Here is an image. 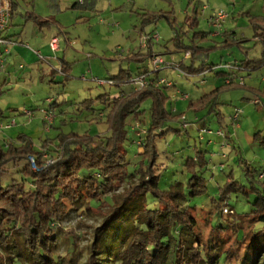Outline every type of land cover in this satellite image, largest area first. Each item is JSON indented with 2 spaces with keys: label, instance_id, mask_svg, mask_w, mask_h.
Segmentation results:
<instances>
[{
  "label": "trees",
  "instance_id": "trees-1",
  "mask_svg": "<svg viewBox=\"0 0 264 264\" xmlns=\"http://www.w3.org/2000/svg\"><path fill=\"white\" fill-rule=\"evenodd\" d=\"M9 1L13 7V0ZM147 16L144 15V25L147 21L156 22L160 17ZM250 18L256 38H262L263 56H247L234 62H216L211 52L219 45L228 49L232 46L242 48L240 45L244 39L230 34L219 42L208 38L205 32H197L187 40L186 34H180L179 29L172 25L177 30L173 39L174 48L177 53L183 54L179 61L182 72L177 70L179 74L186 78L203 75L199 83L203 85L208 83L207 74L213 73L212 79L216 85L200 97H192L191 92L183 90L173 80L172 86L159 83L162 79L156 76L159 71L134 73L131 68L121 69L108 79L123 89L119 96L100 95L99 100L104 104L102 109L85 103L91 110V120H104L107 133L94 136L90 132L61 131L54 138H41L40 150L32 138L24 135L12 138L8 145L0 143V264H64L63 256L58 252L54 226L85 201L90 208H94L95 204L99 208L110 207L103 224L95 231L86 264H229V250L224 249L222 235L230 229L229 226L237 229L236 222H230L228 227L212 226L209 235L204 237L201 221L193 215L189 205L190 198L203 194L208 188L204 176L209 163L207 152L197 150L196 157L188 158L185 162V171L189 175L187 185L175 182L169 189H163L156 172L160 158L158 139L170 133L181 134L182 128L187 132L191 123L196 124L203 133H213L206 120L214 117L220 125L226 121V115L219 107L223 93L250 90L253 99L263 101L264 88L250 87L246 76L241 74L242 71L251 70L250 66L258 69L264 65V29L258 28L262 25L258 16ZM153 46L149 43V53L154 52ZM186 53H189L188 57H185ZM61 71L68 77V69L64 65ZM135 75H145L150 84L141 89L130 84V78ZM127 81L129 88L124 89ZM172 91L177 97L175 100H172ZM5 92L3 85H0V98ZM181 100L187 102V108L195 114L193 122L188 120L185 112L179 113L174 107V102ZM148 102L150 121L145 117ZM168 104L171 105L170 109L166 106ZM58 106V100L54 98L50 109L55 110ZM64 114L61 110L60 115ZM57 117L50 126L45 122L49 129L54 128ZM230 118L233 124L232 114ZM131 126L138 137L132 142L140 148L134 157L136 162L128 157L125 148L126 143L131 141ZM218 131L219 143L222 146L224 143L230 145L232 135L227 136L220 130L224 133V136H220ZM263 132L258 133L260 138ZM262 139L264 143V137ZM210 143L213 141L210 140ZM30 156H34L39 171L32 168ZM225 157L227 155L224 154ZM49 158L54 162L48 164ZM21 162H25L22 173L25 178L32 179L33 188L27 191L23 183L14 182L3 187L2 172L9 165ZM84 170L92 173L84 176ZM228 177V184L221 189L216 201L221 217L235 213L228 199L232 192L242 190L233 174ZM260 177L263 179L264 175ZM262 185L264 187V182ZM255 206L253 212L256 216L252 221H243L241 230L252 227L253 221H261L264 227V193ZM123 216L128 217V231L111 234L109 227L112 222ZM256 234L251 241L262 240L248 257L258 260L263 253L264 259V228ZM237 239L240 242L239 237Z\"/></svg>",
  "mask_w": 264,
  "mask_h": 264
},
{
  "label": "rangeland",
  "instance_id": "rangeland-1",
  "mask_svg": "<svg viewBox=\"0 0 264 264\" xmlns=\"http://www.w3.org/2000/svg\"><path fill=\"white\" fill-rule=\"evenodd\" d=\"M77 1L80 0H21L25 9L33 14L44 16L58 14L59 19H63L65 22V24L63 23L65 33L60 34L62 35V48L57 52L55 60L44 64L48 70L52 67L51 65L55 66L57 71L54 74H46L44 80L41 81L40 72L37 69H29L31 76L29 72L26 74L27 69L19 74L27 75L23 80H20L16 72L6 76L0 71V85L5 81V78L8 79L5 86L6 92L0 98V106L4 107L10 104V107L14 109L13 114L21 116L20 114L25 113V110H34L35 117H39L40 111L37 109L50 108L48 98L52 97L58 100L59 106L52 110L58 118H56L53 129L46 128V131L43 132L41 136L44 139L54 138L61 131L81 134L90 132L94 136L107 133V125L104 120H91V110L85 103L89 102L95 109H102L104 104L99 100V96L102 94L114 96L121 89L108 83L104 86L99 85L93 81V77L107 80L117 75L121 68L128 69L132 65H134L131 68L132 71H137L136 63H129L127 59L123 58L131 49L140 48L143 43V35L140 37L139 31L143 15H153L154 13L170 15L169 19L164 15L158 18L157 23L148 24L145 27L146 33L144 34L159 33L162 43L172 41L175 37L176 30L172 25L179 29L187 22L188 16L193 17L192 8L189 9L190 15L187 14L188 0H172L173 4L170 0H112V2H110L111 0H102L98 6L90 8L82 4L78 5ZM205 2L209 5V10L204 13L199 7L198 14L201 32L216 33L218 31L211 22V18L223 9L231 17L225 22L222 30L227 27L228 30L235 31L239 37L248 39L241 51L242 58L248 55L250 58L263 56V41L260 37L256 38L249 14L264 15V0H205ZM193 15L195 16V14ZM184 28L187 27L184 26ZM32 49L34 50L33 47ZM223 54L224 61L234 62L233 55L230 56L232 49ZM58 57H65L73 64V68L68 74L69 77L61 71ZM142 65L150 72L155 70L152 57ZM158 73L163 76L172 75V79L191 92L194 98L200 97L216 85L212 79L213 73L207 74L208 83L203 85L199 84L200 80L204 78L203 75L186 78L175 69H170L169 72L163 69ZM241 74L246 76L247 81H252V77L263 78L264 65L254 71H242ZM84 75H86V79H83ZM246 94L253 97V94L248 90L241 89L221 95L222 104L219 107L226 115V121L220 125L214 117L208 118L206 122L213 133H203L193 123L190 124L186 132L182 125L178 124L177 126L182 128L181 134L170 133L164 138H159L160 158L156 172L160 176V185L163 189H169L170 185L175 182H183L187 185L189 175L185 171V162L188 158L196 157L197 150L206 151L209 163L204 170V176L207 179L208 188L203 194L192 197L189 201L193 215L201 221L204 237L209 235L212 226L228 227L230 222L235 221L237 229L229 226L230 229L222 235L225 242L224 249L229 250V264H264L263 253L260 254L258 260L248 257L250 253L253 254L256 247H259V240L262 239L251 241V238L257 236L256 232L264 228L263 223L253 221L252 227L247 226L242 230L240 228L244 226L243 221H252L256 216L253 212V209L256 208L255 203L264 193L262 185L264 178L260 177L264 175V143L262 142L264 135L261 138L258 136V133L264 130V103L256 105L253 99L251 104L245 100ZM145 106L146 110L148 109L145 117L150 121V102ZM166 106L171 108L170 104ZM235 107L244 110L239 127L233 125L230 118ZM176 109L179 113L185 112L189 121L195 120V114L187 108V102L180 101ZM61 110L65 113L64 115H60ZM218 130H222L227 136L232 135L233 141L225 148H222V145L217 141ZM39 136L34 138L38 146L41 140ZM129 136L131 141L126 143L125 148L128 151V157L136 162L134 157L140 148L132 142L138 139L132 126ZM210 140L214 143H210ZM224 154L227 157L224 158ZM222 164L225 165L224 168H222ZM24 165L25 162L9 165L6 171L1 174L2 186L7 187L14 182L23 183L27 191L32 189V179L25 178L22 173ZM91 173L89 170H84L82 175L86 176ZM229 174L234 175L235 182L242 186V190L232 192L228 199V203L235 213L221 217L216 201L220 197L221 189L228 184ZM94 206V208H90L86 201L84 204L80 203L70 211L64 220L54 226L57 234L58 252L63 256L64 264H86L89 247L95 239V231L103 224L105 216L110 211L108 205L101 206V208L96 204ZM127 218L123 216L118 221L112 222L109 227L110 233L117 234L122 230L127 232ZM238 237L240 242H238Z\"/></svg>",
  "mask_w": 264,
  "mask_h": 264
},
{
  "label": "crops",
  "instance_id": "crops-1",
  "mask_svg": "<svg viewBox=\"0 0 264 264\" xmlns=\"http://www.w3.org/2000/svg\"><path fill=\"white\" fill-rule=\"evenodd\" d=\"M100 1H102V0H86L85 3L82 5H84L87 8L88 7L89 8L95 7V6H98ZM113 1H119V0H113ZM170 1L172 3V0H170ZM8 2H9V4L11 3L9 0H8ZM110 2H112V0ZM13 3H14L13 7L10 4L11 10H12V8L14 10V14H13L12 19H11V25L8 28V30L2 34L3 37L7 38L9 41H12L13 44L11 45V53L8 56L6 55V68L1 69V67H0V71L2 72V74H6V76H9L12 72H16L17 75H19L22 71L25 72L28 69L26 74L29 72L30 73L29 75L31 76V72L29 71V69L35 68L40 72L39 78L41 79V81H43L46 74H51V73L54 74V72L57 71L55 66L51 65L52 67L50 68V70H48L45 68V65L47 64V62L51 63L53 60H55L56 59L55 57L57 56V52L60 51L62 48V40H61L62 35H60V34L65 33L64 29H63L65 22L63 21V19H59L58 14H46L45 16L39 15V14L38 15L33 14V12H30L27 9H25L23 4L21 3V0H13ZM76 3L78 5L81 4V0L77 1ZM27 7H29V6H27ZM199 7L202 8V11L204 13L209 10V5L206 4L205 0H188L187 14L190 15L189 9L192 8V13L195 14V16L192 14L193 17H191V16L187 17V20H186L187 22H185V24H183L184 26L187 27L186 29L184 28V26L179 28V33L180 34L181 33L186 34L187 40H189L194 35V33L201 32V30L199 29L200 20L198 18ZM205 7H206V9H205ZM196 12L198 14H196ZM160 14L156 15V13H154L153 15H148V16H150V17L152 16L151 18H153V16L163 17L164 15H166V14L162 15V13H160ZM263 14H264V12H263ZM250 16H253V15L249 14V17ZM254 16L255 17L258 16L261 19L259 21V24H262V25L258 26V28L263 27V29H264V15L257 14ZM230 17L231 16H229V18ZM143 18H144V15H143ZM143 18H142V26H141V29L139 30L140 31V37L144 34L143 32L146 33V28H145L146 25L152 24V23L153 24L157 23V21L156 22L147 21L146 24L144 25L145 21L143 20ZM167 18L169 19L170 15L167 16ZM233 19H236V18L233 17ZM251 24H252V22H251ZM26 32H27V34H26ZM202 32H205L206 34H208L209 35L208 38H211V39L214 38V40L219 41V42L225 40V38L227 36H230V34H234L237 39H244V41L240 45L242 48H239L237 46L230 47V49H232V54H230V56L233 55L234 61L245 59V58H242L241 51H243V49H244V46H243L244 43L246 41H248V39H246V37H239L235 31H231L230 29L228 30L227 27H224V29L219 34H215V32H211V31L210 32L202 31ZM176 35H177V33H176ZM176 35H174L175 36L174 38H176ZM54 37H57L59 39V50L57 52H53V50L50 47V41ZM65 39H66V37H65ZM173 42L174 41L172 40V41H169L166 43L165 42L162 43V39H160V41L158 43L154 44V46H153L154 52H152V53H149L150 52L149 49L148 48L146 49V47H144L143 44H141L140 48L134 47L133 50L131 49L130 52H128V54L126 55V57H124L123 59H127L129 63H136V66L138 69H137V71H133L134 73L148 71L149 69L145 68L142 64L147 59H151L152 54H161L168 61H170L173 57L174 58L176 57L178 60L182 58L183 54L176 52V48H174ZM27 45H29V47ZM31 46L34 48V50L32 49ZM4 48H5V45H0L1 50H3ZM230 49H228V47H226V46L221 47L219 45V47H217L216 50L211 52V56H212L213 60L216 62H219L220 60H223V62H226V61H224V56H223L224 54L223 53L226 51L228 52V50H230ZM35 50L40 51L41 54H43L45 57L48 58V61L41 60L39 58V56L37 54H35ZM248 57H249V55H248ZM57 59H58V63L60 65V68H62L64 65L68 69V74H69V71H71V69L73 68V64L71 62H69L65 57L64 58L58 57ZM227 62H229V61H227ZM21 64H23L25 66L23 69L20 68ZM133 66L134 65H132L131 68H133ZM121 69H124V68H121ZM163 69H166V72H169L170 69H175V71L177 70L176 68H166V67L162 68L161 67V69L159 71H161ZM256 69L254 67H252L251 70H249V71H252V70L254 71ZM26 76L27 75H23V76L19 75V79L23 80ZM156 76L161 77V78H167V79L175 81L174 79H172L173 78V77H171L172 75L166 74L165 76H163V74L161 75V73H157ZM68 77H69V75H68ZM252 79H253L252 81H249V80L247 81L248 85L250 87L264 88V76H263V78L252 77ZM7 80L8 79L5 78V81L1 84V85H3L4 89H5V86L8 82ZM214 82H215V80H214ZM177 85L180 88H182L183 90L188 91L186 88H184V86H182L178 82H177ZM123 88L128 89L129 86L125 85ZM121 90H123V89H121ZM248 91H249V93L252 94V92L250 90H248ZM120 92L114 96H111V97L113 98V97L119 96ZM171 97H172V100H175L177 98L173 91L171 93ZM253 97H251V95L248 96L246 94L245 100H248L252 104L253 102L251 99H253ZM263 101H264V98H263ZM179 102L180 101L174 102L175 108ZM0 108H1L0 109V124L2 122H8L11 119L16 120V125H14L12 128L6 130L5 133L0 135V143L4 144L6 141L5 139H7V138L17 139L19 135H24V136H28V137L32 138L35 142L36 148H39V150H40V145L42 144V142L40 140V144L38 146V145H36V141L34 138H36L37 136L40 135L39 138L41 139L42 138L41 135L43 134V132L46 131V128L49 129V127L45 124L44 114L41 110L42 108L37 109V111H40L39 117H35V112H34V118H32L33 116L30 117V116L26 115L25 113H21L20 114L21 116H18V114L17 115L13 114L12 111L14 109L10 107V104H8L4 107L0 106ZM27 117H30V118H27ZM195 118H196V116H195ZM55 123H56V121H55ZM217 141L220 142L219 137L217 138Z\"/></svg>",
  "mask_w": 264,
  "mask_h": 264
},
{
  "label": "built area",
  "instance_id": "built-area-1",
  "mask_svg": "<svg viewBox=\"0 0 264 264\" xmlns=\"http://www.w3.org/2000/svg\"><path fill=\"white\" fill-rule=\"evenodd\" d=\"M86 0H81V4H84ZM206 9V7H205ZM229 13L223 9L219 10L212 18L211 22L213 25L218 29V31L215 34H219L222 31V27L224 26L225 22L229 18ZM11 19H12V10L10 7V4L8 0H0V45H5V48L3 50L0 49V67L1 69L6 68V55L8 56L11 53V45L13 44L12 41H9L7 38L3 37L2 34L8 30V28L11 25ZM161 37L159 33L153 32L149 34H143V46L148 47L149 43H152L153 45L158 43L160 41ZM29 47V45H27ZM50 47L53 50V52H57L59 50V39L57 37H54L50 41ZM35 54L39 56L41 60L48 61V58L45 57L43 54H41L40 51L35 50ZM189 53L185 54V57H188ZM152 61H153V66L156 71H159L161 67H166V68H176L177 70L179 69V61L176 57L172 58L170 61L166 60L163 55L161 54H153L152 56ZM25 66L23 64L20 65V68L23 69ZM181 71V70H180ZM182 72V71H181ZM83 79H86V75L83 76ZM129 80L130 84H134L138 88H144L150 82L148 81L147 77L145 75H139V76H133ZM243 79H241L242 81ZM93 81H96L99 85H105L106 83L113 85L114 81L112 80H102L97 77H93ZM161 84H166L168 86H172L173 82L167 78H162L160 80ZM128 85V81L125 83ZM187 97V95L185 96ZM48 103L51 104L54 102V98H48L47 99ZM253 102L255 104H260L261 99H254ZM28 116L32 117L34 115L33 110H25L24 111ZM42 112L44 114V121L47 123L48 126L52 125L56 115L50 108H43ZM244 112L243 108L236 107L234 109V112L232 114V120H233V125L236 127L240 126V121H241V115ZM14 125H16V120L11 119L8 122H2L0 124V135L5 133L6 130L12 128ZM210 133V131H207ZM218 135L224 136V133L222 131H218ZM5 144L8 145L11 143L12 138H7L5 139ZM228 146V144L224 143L222 148H225ZM30 162L32 164V168L35 171H39V167L36 164L34 156H30ZM54 160L50 159L48 160L49 163H53Z\"/></svg>",
  "mask_w": 264,
  "mask_h": 264
}]
</instances>
